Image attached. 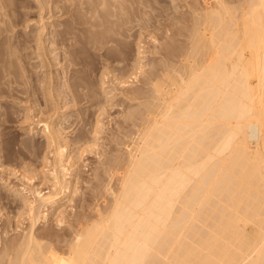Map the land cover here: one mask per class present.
I'll return each instance as SVG.
<instances>
[{
    "label": "bare ground",
    "instance_id": "bare-ground-1",
    "mask_svg": "<svg viewBox=\"0 0 264 264\" xmlns=\"http://www.w3.org/2000/svg\"><path fill=\"white\" fill-rule=\"evenodd\" d=\"M98 1L84 3L94 14H105L108 1L112 9L122 7L121 1L115 4L119 0ZM207 1L212 6L204 3L202 8L195 0L186 3L190 18L183 26L187 30L184 52L180 58L176 53L178 60L171 56L174 60L161 66L159 75H152L158 69L151 73L154 85L147 79L153 95L144 93L153 97H146L150 106L147 99L145 104L153 118L137 134L133 153L129 151L110 210L69 239L62 255L39 243L33 228L39 217L43 220L47 210L61 207L62 199L71 193L70 170L65 169L69 142L58 124L47 123L46 118L42 123L40 116L48 112H38L40 118L35 116L34 121L42 126L45 153L50 157L44 153L42 162L47 166L42 167L46 170L51 164L39 174L52 191L44 195L28 187L14 193L23 195L30 225L19 239L0 247V264H264V0ZM108 15L104 23L100 16V22L98 16L92 17L95 22L90 18L88 30L103 27L95 32L98 36L110 29L117 32L119 24L114 20L111 25L113 14ZM111 34L105 41L113 40ZM104 38V44L98 42L101 47L106 46ZM140 58L136 57L142 64ZM30 128L33 133L35 128ZM79 153L84 154L83 148ZM19 176L26 184L31 181L29 176Z\"/></svg>",
    "mask_w": 264,
    "mask_h": 264
},
{
    "label": "rangeland",
    "instance_id": "rangeland-1",
    "mask_svg": "<svg viewBox=\"0 0 264 264\" xmlns=\"http://www.w3.org/2000/svg\"><path fill=\"white\" fill-rule=\"evenodd\" d=\"M120 1L121 11L115 8L118 6L110 7L112 1L105 3V15L98 10L95 14L90 12L92 9H88L85 0H68L66 3L63 0H0V247L19 239L30 225L29 216L24 212L23 195L14 193L18 189L28 191V187H35L45 195L52 189L41 174L51 168V164L46 170L42 167L46 165L43 163L46 151L40 133L42 126L36 123L37 118L41 117L42 123L46 118L47 123L58 124L64 140L69 142L66 144L69 158L65 169L70 170L67 174H70L71 186L70 195L60 202L61 207L47 210L45 219L39 217L40 220H36L33 233L41 241L39 243L54 247L56 253L62 255L69 239L110 210L113 191L118 188L130 159L129 151L132 152L138 135L149 126V118L153 116L147 112L151 101L148 104L146 97H153V86L148 84L154 85L155 78H151L175 59L173 55L177 59L179 53L181 57L187 31L185 23L190 18V10L185 8L190 0H119L115 4ZM98 2L92 4L96 6ZM197 2L202 8L204 3L208 7L213 4L207 0H195L194 4ZM107 13L109 17L113 14L109 22L115 20L113 24L117 22L120 29L104 31L102 34L109 33L105 39L104 35L95 33L103 31V27L91 29V32L88 23L91 19L95 22L93 14L94 19L98 16V21L102 18L101 23L106 22L109 19ZM102 16L107 17L106 20ZM110 34L114 35L111 43L105 41L111 39ZM102 38L105 47L98 45L99 41L104 44ZM138 52L142 54L139 53V57ZM171 56L174 59L171 60ZM136 57H141L143 65ZM136 60L141 65L136 64ZM138 66H143L138 70L140 75ZM147 91L152 92L151 95L144 93ZM50 107L53 109L48 110ZM26 109L30 111L27 115ZM38 112H48V118L47 114L44 113V117ZM58 113L62 119L57 121ZM27 117L33 122H28ZM52 117L54 120L51 121ZM30 126L36 131L33 129L31 133ZM82 148L84 154H78ZM70 164L75 165L68 167ZM19 173L26 178L29 176L31 181L27 184L20 181ZM24 196L29 198L31 195ZM59 210L62 211L61 218L57 216Z\"/></svg>",
    "mask_w": 264,
    "mask_h": 264
}]
</instances>
